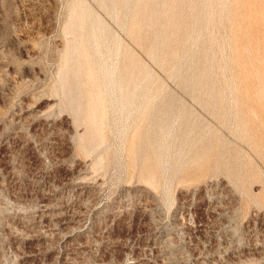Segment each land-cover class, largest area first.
<instances>
[{
    "label": "rangeland",
    "instance_id": "rangeland-1",
    "mask_svg": "<svg viewBox=\"0 0 264 264\" xmlns=\"http://www.w3.org/2000/svg\"><path fill=\"white\" fill-rule=\"evenodd\" d=\"M0 264H264V0H0Z\"/></svg>",
    "mask_w": 264,
    "mask_h": 264
}]
</instances>
